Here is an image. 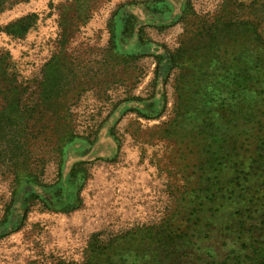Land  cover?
Listing matches in <instances>:
<instances>
[{
    "label": "rangeland",
    "instance_id": "obj_1",
    "mask_svg": "<svg viewBox=\"0 0 264 264\" xmlns=\"http://www.w3.org/2000/svg\"><path fill=\"white\" fill-rule=\"evenodd\" d=\"M215 21L217 40L245 31L264 47V0H0V264H222L240 251L229 220L263 219L211 203L225 176L194 175L177 111L181 50L215 46Z\"/></svg>",
    "mask_w": 264,
    "mask_h": 264
},
{
    "label": "trees",
    "instance_id": "obj_2",
    "mask_svg": "<svg viewBox=\"0 0 264 264\" xmlns=\"http://www.w3.org/2000/svg\"><path fill=\"white\" fill-rule=\"evenodd\" d=\"M226 24L237 30L241 26L235 20ZM219 26L217 21L205 26L206 31L210 28V43L221 38ZM259 49L264 47L255 45L247 32L232 35L226 31L215 46L193 43L181 50L184 60L179 66L183 80L188 74V91L179 90L177 111L192 127L191 140L196 146L193 173L199 176L208 170V177L225 176L222 188L211 182L208 190L214 206L218 200L243 204L246 213H258L263 219L229 220L232 224L225 226L226 231L242 244L222 264H264V212L259 205L264 201V61ZM50 97L43 95L39 101L45 104ZM39 107L34 104L31 112L43 116ZM215 179L219 182L216 176L209 178ZM247 235L251 237L246 239Z\"/></svg>",
    "mask_w": 264,
    "mask_h": 264
}]
</instances>
